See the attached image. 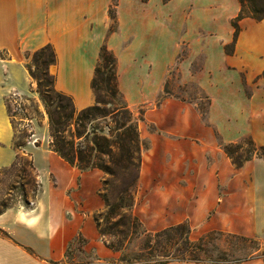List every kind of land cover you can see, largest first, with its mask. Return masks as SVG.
Returning <instances> with one entry per match:
<instances>
[{
    "label": "crops",
    "instance_id": "1",
    "mask_svg": "<svg viewBox=\"0 0 264 264\" xmlns=\"http://www.w3.org/2000/svg\"><path fill=\"white\" fill-rule=\"evenodd\" d=\"M114 1L0 0V171L27 153L39 185L31 206L0 213V264H64L79 237L84 254L101 259L89 264L121 255L106 246L96 221L105 206L103 171L72 166L50 139L15 147L7 99H40L27 57L48 45L57 56L56 90L80 111L96 103L101 48L116 56L125 102L144 110L135 213L147 232L186 223L193 241L210 232L264 241V158L237 167L223 149L248 139L264 148V20L243 18L236 36L240 0H118L110 32ZM173 71L209 101L206 117L198 102L168 89ZM231 264H264V257Z\"/></svg>",
    "mask_w": 264,
    "mask_h": 264
},
{
    "label": "trees",
    "instance_id": "2",
    "mask_svg": "<svg viewBox=\"0 0 264 264\" xmlns=\"http://www.w3.org/2000/svg\"><path fill=\"white\" fill-rule=\"evenodd\" d=\"M117 1L113 2L109 11L112 21L110 32L116 30ZM240 3L241 12L233 22L236 36L239 32L238 23L243 18L264 20V0H240ZM32 62L33 65L29 63L26 67L36 83L34 92L38 94L48 114L51 150L81 171L99 169L107 175V179L103 181L101 196L108 210L105 214L100 213L96 216L99 233L106 246L114 252H120L132 243L133 238L145 235L150 236L152 240L142 245L141 252L136 254L134 264H167L172 261L231 264L213 260L205 248V242L221 235V232H210L198 241H193L190 239L191 229L185 223L157 233H149L142 228L141 221L134 214V195L139 179L142 154L139 119H133V113L119 90L117 58L108 47L105 45L101 48L92 83L96 103L79 111L76 118L77 108L73 99L56 90V77L49 74V67L57 64L53 46L48 45L34 52ZM102 106L112 108L109 110ZM120 110L126 114V118H117L115 128L108 133L98 130L94 125L98 118L109 115L117 117ZM73 123L75 124L74 130L72 129ZM244 143L252 148L247 151V155L239 154V151L243 149V144H226L223 147L237 167L243 166L245 162L255 157L264 158V148H257L250 139ZM15 147L20 150L23 146L15 142ZM30 167L33 169L32 161ZM135 171L136 175H133ZM119 183L121 186H114ZM103 188L107 189V192ZM7 208L9 206L3 205L0 213ZM103 216L105 220L102 223L101 217ZM117 217L119 219L113 222ZM108 237L116 239L111 241L107 239ZM85 242L83 237H79L74 242L75 244L81 243L80 250L83 254L85 253L83 250ZM73 244L67 251L68 258ZM100 260L95 257V260L88 259L80 263L89 264Z\"/></svg>",
    "mask_w": 264,
    "mask_h": 264
},
{
    "label": "rangeland",
    "instance_id": "3",
    "mask_svg": "<svg viewBox=\"0 0 264 264\" xmlns=\"http://www.w3.org/2000/svg\"><path fill=\"white\" fill-rule=\"evenodd\" d=\"M33 54L34 53L28 55L27 64L30 63L33 65ZM49 74L51 76H55V65H51L49 67ZM170 80L168 89L171 93L176 97L198 102L201 113L204 114V117H206L209 101L205 99L204 95L201 94L194 85H183L179 83L176 71H173V75ZM35 90L36 86L34 91ZM7 105L9 107V113L16 131V144H20L25 147L29 142H32V144L40 146L45 142V140L47 141L50 139L48 114L44 104L40 99H38V97H35L32 94L24 97L13 95L7 99ZM102 108L110 110L112 107L102 106ZM79 111L80 110L77 109L75 118L77 117ZM143 111L144 110L133 112L131 110L133 113V119H141ZM116 116L117 117L109 115L107 117L98 118L94 122V125L98 128V130H103L105 133H108L111 129L115 128V121L117 118H126V114L121 110L119 115ZM74 128L75 124L73 123L72 129L74 130ZM242 144L243 149L239 151V154L247 155V151L252 148L247 143ZM143 145V149L148 147L146 142H143ZM30 162L31 159L27 153H20L18 161L14 166L0 171V209H2L3 205L16 207L19 206L21 202L27 203L31 206L32 201L36 199L39 193V185L36 173L30 167ZM133 175H136V171ZM104 178L107 179V175H105ZM114 186H121V183L114 184ZM104 190L107 192V189ZM139 198L140 186L138 182L136 193L134 195L133 212L135 215V207ZM107 210L108 209L105 203V206L100 210L99 214H105ZM101 219L103 223L105 216L101 217ZM118 219V217L115 218L113 222ZM142 228L146 230L144 225ZM107 239L113 241L116 238L108 237ZM148 240L152 239L150 236L145 235L133 238L132 243L120 251V257L112 259L113 261L107 260L105 264H134L135 258L137 257L136 254L141 252L142 245ZM205 243L207 254L213 260H218L221 263H236L258 256L264 257V241L255 238H245L221 232V235L212 237ZM81 248V243L75 244L73 246V252L70 254L69 259L65 260L64 264H68L67 262L75 264L87 261L88 259L95 260L93 255L87 256L83 254L80 250Z\"/></svg>",
    "mask_w": 264,
    "mask_h": 264
},
{
    "label": "built area",
    "instance_id": "4",
    "mask_svg": "<svg viewBox=\"0 0 264 264\" xmlns=\"http://www.w3.org/2000/svg\"><path fill=\"white\" fill-rule=\"evenodd\" d=\"M16 96V95H15Z\"/></svg>",
    "mask_w": 264,
    "mask_h": 264
}]
</instances>
